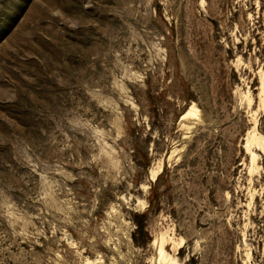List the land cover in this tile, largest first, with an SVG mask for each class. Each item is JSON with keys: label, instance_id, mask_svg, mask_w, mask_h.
Listing matches in <instances>:
<instances>
[{"label": "rangeland", "instance_id": "rangeland-1", "mask_svg": "<svg viewBox=\"0 0 264 264\" xmlns=\"http://www.w3.org/2000/svg\"><path fill=\"white\" fill-rule=\"evenodd\" d=\"M263 82L264 0H0V264H264Z\"/></svg>", "mask_w": 264, "mask_h": 264}, {"label": "trees", "instance_id": "trees-1", "mask_svg": "<svg viewBox=\"0 0 264 264\" xmlns=\"http://www.w3.org/2000/svg\"><path fill=\"white\" fill-rule=\"evenodd\" d=\"M145 217L146 213H137L134 215V222L136 224V235H144L146 233L145 231ZM134 240H138L137 236L134 237Z\"/></svg>", "mask_w": 264, "mask_h": 264}, {"label": "bare ground", "instance_id": "bare-ground-1", "mask_svg": "<svg viewBox=\"0 0 264 264\" xmlns=\"http://www.w3.org/2000/svg\"><path fill=\"white\" fill-rule=\"evenodd\" d=\"M262 87H264V82H263ZM253 142H255V141H253ZM160 253H163V248H162V247H161V249H160Z\"/></svg>", "mask_w": 264, "mask_h": 264}]
</instances>
